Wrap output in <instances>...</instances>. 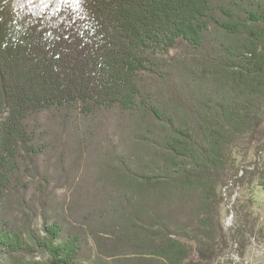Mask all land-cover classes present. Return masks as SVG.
Instances as JSON below:
<instances>
[{
	"label": "trees",
	"instance_id": "trees-1",
	"mask_svg": "<svg viewBox=\"0 0 264 264\" xmlns=\"http://www.w3.org/2000/svg\"><path fill=\"white\" fill-rule=\"evenodd\" d=\"M255 179L264 0H0V252L210 263L251 231L222 188Z\"/></svg>",
	"mask_w": 264,
	"mask_h": 264
},
{
	"label": "rangeland",
	"instance_id": "rangeland-1",
	"mask_svg": "<svg viewBox=\"0 0 264 264\" xmlns=\"http://www.w3.org/2000/svg\"><path fill=\"white\" fill-rule=\"evenodd\" d=\"M238 154L236 162H240V156L243 150L237 148ZM240 153V154H239ZM252 152L248 151L246 163L253 160ZM62 189L55 191V196L63 199L65 193ZM221 194L223 201L220 210V224L226 233L230 234L235 226L234 205L241 204L247 211V217L251 224L249 238L244 248L240 244L231 241V246L226 252L220 255L216 260L210 263L200 262L201 264H264V188L258 184L255 179L251 191L245 186H234L231 182L222 188ZM67 197V196H66ZM249 198L253 200L250 201ZM34 226L39 230V234L43 235L42 219L35 218ZM93 244L95 241L90 237ZM0 264H50L49 256L46 252H37L34 256H27L23 260L14 261L5 253L0 252Z\"/></svg>",
	"mask_w": 264,
	"mask_h": 264
}]
</instances>
